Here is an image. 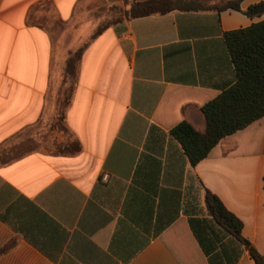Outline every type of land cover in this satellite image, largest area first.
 <instances>
[{
	"label": "crops",
	"instance_id": "obj_1",
	"mask_svg": "<svg viewBox=\"0 0 264 264\" xmlns=\"http://www.w3.org/2000/svg\"><path fill=\"white\" fill-rule=\"evenodd\" d=\"M144 1L0 0V154L40 131L80 146L0 162V264H254L206 190L264 258V116L195 165L171 134L203 131L200 108L235 81L223 34L262 20L246 11L264 0L125 16ZM203 1L179 4L226 0Z\"/></svg>",
	"mask_w": 264,
	"mask_h": 264
},
{
	"label": "trees",
	"instance_id": "obj_2",
	"mask_svg": "<svg viewBox=\"0 0 264 264\" xmlns=\"http://www.w3.org/2000/svg\"><path fill=\"white\" fill-rule=\"evenodd\" d=\"M180 1L132 2L124 14L128 17H140L181 8L239 10L241 0H226L223 3L200 7L180 6ZM254 8L250 6L246 14L252 15ZM107 24L108 22L97 28L91 38L97 36ZM223 38L234 66V83L200 108L204 120L203 131L197 130L187 121H181L171 129L172 136L180 143L191 165L205 158L223 137L264 116V18L247 27L229 30L223 34ZM85 44L67 59L66 74L75 75L77 62ZM79 150L78 141L72 139L63 143L58 152L74 154ZM204 201L216 224L244 244L253 263L264 264V258L259 251L242 237V222L210 191H205Z\"/></svg>",
	"mask_w": 264,
	"mask_h": 264
},
{
	"label": "rangeland",
	"instance_id": "obj_3",
	"mask_svg": "<svg viewBox=\"0 0 264 264\" xmlns=\"http://www.w3.org/2000/svg\"><path fill=\"white\" fill-rule=\"evenodd\" d=\"M203 2H204V4L208 3L207 0H204ZM110 12H111V14H113L115 16V17H112L110 20H115V18H117V17H119V15H121V13H120L121 9H118V8L111 9ZM106 22H101V24L97 28H99L101 25L105 24ZM93 33L94 32H92V34ZM92 34L89 36V38L92 36ZM86 40L87 39H84L83 41L79 42V44H77L78 47L75 48L72 53H75L84 44V42H86ZM60 125L63 128L61 122H60ZM37 133H39V135H37L35 137L31 136L30 138L23 139L22 141L19 142V144H14V145L9 144V145L5 146L2 154H0V162H5L7 160H10L11 158L19 156V155L23 154L24 152L29 151V150L34 149V148H49V149L54 148L53 149L54 151H60L61 150L62 143L57 142L59 139L58 135H56V138L54 140L51 138H47V140H45L44 135H45L46 131H40ZM68 141H70V139H68ZM57 143H58V145L56 146Z\"/></svg>",
	"mask_w": 264,
	"mask_h": 264
},
{
	"label": "water",
	"instance_id": "obj_4",
	"mask_svg": "<svg viewBox=\"0 0 264 264\" xmlns=\"http://www.w3.org/2000/svg\"><path fill=\"white\" fill-rule=\"evenodd\" d=\"M255 10L256 11H263L264 10V4H261V5L257 6V7H255Z\"/></svg>",
	"mask_w": 264,
	"mask_h": 264
}]
</instances>
